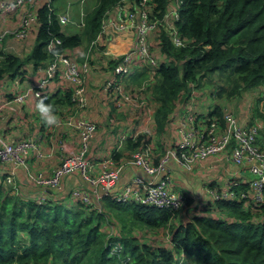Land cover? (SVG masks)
Masks as SVG:
<instances>
[{
  "label": "trees",
  "instance_id": "1",
  "mask_svg": "<svg viewBox=\"0 0 264 264\" xmlns=\"http://www.w3.org/2000/svg\"><path fill=\"white\" fill-rule=\"evenodd\" d=\"M116 1L96 0L84 16L83 27L74 32L59 21L55 7L52 12L46 4L39 7L33 45L25 55L12 50L2 54L0 79L8 76L15 80L27 64L34 69L44 67L53 51L73 54L69 49L83 43L87 47L97 35L103 12ZM174 4L179 12L174 25L185 45L175 46L164 25L150 37L159 61L155 80L147 82L145 91L155 103L157 134L165 131L176 101H185L192 87H204L211 80L218 81L210 85L216 96H232L259 86L264 95V0H157L154 11L161 15ZM53 36L61 42L49 51L47 43ZM76 58L82 60L83 56ZM119 59L111 60L110 69L106 67L109 72ZM147 76L143 68H135L124 84L131 80L140 86ZM50 80L65 81L58 73ZM65 82L62 90L51 96L43 90L36 98L51 101L55 107H74L71 85ZM222 113L215 104L207 115L222 122ZM150 141L144 133L125 139L130 149ZM31 183L42 188L43 201L38 199L41 191H26L18 184L15 192L0 174V264H264V201L207 199L201 202L203 212L197 213L192 211L190 197L172 211L115 200L108 193L100 210L74 197L72 191L70 198L64 199L50 187ZM247 187L248 182L234 186L237 191ZM188 206L187 217L174 221ZM110 211L118 220L111 233L104 230ZM211 212L216 215L208 214ZM160 227L169 229L168 246L152 238V243L141 241L140 237H146L134 232L135 228L156 231ZM116 245L119 249L115 250Z\"/></svg>",
  "mask_w": 264,
  "mask_h": 264
},
{
  "label": "built area",
  "instance_id": "2",
  "mask_svg": "<svg viewBox=\"0 0 264 264\" xmlns=\"http://www.w3.org/2000/svg\"><path fill=\"white\" fill-rule=\"evenodd\" d=\"M51 2V0H0L2 22L18 14L14 24L0 26V57L8 48L17 51L29 34L36 31L39 25V7L46 4L52 12ZM156 6L157 0H117L103 12L97 35L82 53V60H78L75 54L53 51L47 64L39 67L43 71V77L24 92L15 95L14 101L22 102L30 94L40 96L50 79L58 73L71 85L70 98L73 106L84 110L88 105L86 80L93 66L109 68L111 60L119 57L100 86V92L111 97L116 111H124L130 116H136L143 109L146 110V114L151 112L149 109L151 99L145 87L147 82L155 80V67L159 61L153 49L151 35L164 25L169 28L170 38L175 46L185 45L174 25V20L179 15L176 5L161 15L154 11ZM81 15L84 16V13ZM58 18L62 24L72 22L67 12L58 13ZM81 22L83 24V18ZM81 22L79 21V24ZM126 38H129L128 42L125 41ZM10 41L16 45L9 44ZM60 42L59 37L53 36L47 43V49L51 51ZM99 61L101 64H98ZM135 68H143L148 75L147 80L140 86L126 89L125 77ZM196 92L197 88L192 87L188 98L189 105L178 116V140L157 157V160L151 143L136 148L124 163L115 162L112 158L101 162L90 160L87 152L97 124L82 114L75 118L69 116L67 119V123L73 125L78 134L77 150L62 154L59 162L49 171L27 170L28 179L43 188L61 189L63 178L77 172L86 185L71 191L74 197L87 205L97 207L92 197L100 201L104 195L111 193L115 200L154 205L175 211L186 202L188 194L174 187L173 177L167 169V160L174 158L182 166L189 167L198 159L221 153L235 164H248L251 178L248 187L239 191L234 188L237 181H229L225 186L208 187L206 199L238 197L263 202L264 147L257 143L261 124L256 119L251 124H242L231 110L223 109L222 122L215 116H208L204 126H200L191 107ZM32 152L37 157L44 156L38 140L28 137L7 141L0 135V168L3 165L8 166L4 173V182L15 192L19 191L15 169L25 166L27 157ZM125 163L139 167L153 178L147 180L135 174L122 187L113 190ZM45 197L41 194L38 199L43 201ZM113 249L119 248L116 245Z\"/></svg>",
  "mask_w": 264,
  "mask_h": 264
},
{
  "label": "crops",
  "instance_id": "3",
  "mask_svg": "<svg viewBox=\"0 0 264 264\" xmlns=\"http://www.w3.org/2000/svg\"><path fill=\"white\" fill-rule=\"evenodd\" d=\"M17 19L18 14H15L5 22L0 20V26L14 24ZM68 30L71 31L69 28ZM35 36L36 31L29 34L27 39L21 43L22 50L23 47L26 50L31 48ZM125 41L128 42L129 38H126ZM9 44L14 45V42L10 41ZM85 49H87V47L84 46L83 43L69 50L71 53L80 57L82 53L86 51ZM108 73V68H102L101 66L94 67L90 72L86 80L88 105L84 110L70 107V105L55 107L51 101H45V103L54 106L55 114L58 118V123L55 126L45 125L40 118L36 110V103L39 99L33 94L28 95L25 98L27 100L24 103H22L24 100L22 102H17L13 99L15 95L24 92L28 87L35 84L39 78L43 77V71L40 70L39 67L34 69L30 64L25 65L21 75H19V81H17L16 78L13 80V78L8 76L0 79V135L7 141H14L28 137L36 139L39 141L40 147L44 152V156L42 157H37L33 152L30 153L27 157L26 165L15 169L17 182L23 190H34V193L42 190L40 187L33 186L28 180L27 170L49 171L59 162L62 154L68 151L72 152L77 150L78 134L74 126L67 123L69 116L75 118L84 114L96 122L97 129L89 143V149L87 152V157L94 162H101L104 159L112 158L115 162L124 163L129 157V154L135 150L129 148L125 139L129 136H136L140 133H144L151 138L150 142L152 143L153 148L155 147L154 153L156 160L157 157H160L167 148L176 143L179 138L177 119L189 105V99H186L185 101L178 99L171 114L170 122L166 125L165 131L163 132V136L160 137L162 133L157 134L155 130V134L152 136L149 131L153 132L155 125L153 121V110L155 108L154 102H151L150 104L149 109L152 110L151 112H147V114L142 111L140 112V114L145 117V120L149 121V131L138 129L137 126L139 124H137L136 127L131 126L128 128L125 124L127 123L125 120H123L125 122L123 123L118 122L117 119H110L111 116L115 115L113 114L115 108L113 107L111 98L102 94L99 89L107 78ZM63 83L67 84L63 80H50L44 89V93L47 96H51L64 88ZM137 85L139 84L131 80L130 82L128 80L124 84L125 87L128 86L131 88ZM202 88H197V91L200 89L202 91H200L201 94L199 96L197 95L196 99H194L191 106L197 115L200 126H204L205 119L208 117V111L215 104H218L222 109L231 110L242 124H251L256 119L261 124L257 136V143L261 147H264V110L262 108L260 110H253L252 108L255 112L253 113L250 109V104L247 106L250 99L248 100V98L245 97L248 96L249 98H253L256 94V99H263L264 95H261L263 90L262 87L259 86L241 90L239 93H236L237 95H240L239 97L233 95L227 96L225 94L216 96L213 92L212 94L210 93L209 96V94H207L208 92H205ZM103 96H105L106 99H103ZM242 97H244V101H242ZM122 114L125 115L128 113L123 111ZM143 122L144 120H141V124H143ZM120 137L123 140H120ZM166 165L173 177L174 187L179 191L184 190V192L188 194V197L192 199L191 202L194 204V210L192 211L196 210L197 213L201 210V202L207 200L206 189L208 187L225 186L229 181H237L239 184L247 183L251 178L248 164H235L230 158L221 153L198 159L195 162H192L189 167L182 166L174 158H169ZM7 168V165L1 166L0 174H4ZM135 174H139L147 180L153 178L152 175L145 173L139 167L125 163L113 190L122 187ZM85 185L86 184L82 181L79 174L73 172L63 178L61 189H52L53 191L60 192L62 197L67 199L70 198L69 193L72 189L77 187L82 188ZM41 193L42 191L40 194ZM198 197L199 199H197ZM92 198L97 208L100 206L98 209L101 210L103 197L100 201H96L94 197ZM193 204L191 205L193 206ZM188 208L189 206L181 211L174 221L185 219L190 212ZM213 211H215V208ZM163 231L169 232L168 228L160 227L156 231H153L154 234H152V237H161V241L163 242ZM157 240L158 239H155V241Z\"/></svg>",
  "mask_w": 264,
  "mask_h": 264
},
{
  "label": "rangeland",
  "instance_id": "4",
  "mask_svg": "<svg viewBox=\"0 0 264 264\" xmlns=\"http://www.w3.org/2000/svg\"><path fill=\"white\" fill-rule=\"evenodd\" d=\"M95 2H96V0H54L53 7H55V9H56V11L58 13H66L67 12L69 17L73 18V19L71 18L72 22H69L66 25L67 26L66 28L67 29L69 28L71 30V32H73V31L79 30L81 27H83L84 16L86 15V13L89 10H91L93 8ZM113 4L114 3H112V5ZM82 12L84 13V16L81 15ZM70 14H71V16H70ZM82 18H83V24L81 22ZM79 21L81 22L80 24H79ZM14 45H16V43H14ZM7 50L14 51L13 48L6 49V51ZM27 51L28 50L24 49V47H23V51H22L21 47H19L17 49V51L15 50V52H17L20 55H25ZM19 78H20V76L16 77L17 81H19ZM217 82H218L217 80H211L210 82H208V85H206L204 88H202V87L201 88L204 89L205 92H208L207 94H209V96H210V93L212 94V88L211 87H213L214 85H217ZM210 85H212V86L210 87ZM200 91H202V90L200 89L199 91L196 92V95H195L194 99H196L197 95L199 96L201 94ZM233 96H238L239 97L240 95L236 94V95H233ZM103 97H104L103 99H106L105 96H103ZM245 97H247L248 100L250 99V101L247 103V106L250 104L251 111L256 110V109L260 110L261 108L264 110V98L263 99L262 98L256 99V94L254 95L253 98L252 97L249 98L248 96H245ZM243 99H244V97H242V101H244ZM26 100L27 99H24V101L22 103H24ZM151 102H150V104H151ZM252 108H253V110H252ZM253 113H255V112L253 111ZM113 114H115V115L110 117L111 120H116L117 119L118 122H123V123H125L123 121V120H125L127 122L125 124L127 125L128 128H130L131 126L132 127L133 126L136 127V125L139 124L137 126L138 129L145 130V131H149L150 130L149 121H146L145 117L142 114H140V113L136 114V116H131L130 117L128 114L123 115L122 112H119V111L115 110ZM141 120H144L143 124H141ZM111 123H113V122H111ZM149 133H150V135L153 136L155 134L154 133V129H153V132L149 131ZM162 136H163V132H162L160 137H162ZM120 140H123V139L120 137ZM153 149L155 150V147ZM203 208L204 207H200L201 210H203ZM200 211H199V213H200ZM201 212H203V211H201ZM208 214L216 215L215 212H211V213H208ZM117 221L118 220H117V217L115 216L114 211H110V213L108 215V222H107L106 226L104 227V230H106V231H108L110 233L112 231H114L117 228V225H118ZM128 221H130V220H128ZM163 228H166V227H163ZM168 231H169V229H168ZM134 232L138 236H145L146 237V238L140 237L141 241H146V242L148 241V243H152L151 242V238H152L154 240L158 239L156 241L157 243L162 242L161 241V239H162L161 237H158V238L152 237V234H154V232L150 231V230H147L145 228L144 229L135 228ZM162 243H163V245H166V246H168L170 244V233L169 232L163 231V242Z\"/></svg>",
  "mask_w": 264,
  "mask_h": 264
},
{
  "label": "clouds",
  "instance_id": "5",
  "mask_svg": "<svg viewBox=\"0 0 264 264\" xmlns=\"http://www.w3.org/2000/svg\"><path fill=\"white\" fill-rule=\"evenodd\" d=\"M36 110L47 126H55L58 123V118L55 114L54 106L45 103L44 98H40L36 103Z\"/></svg>",
  "mask_w": 264,
  "mask_h": 264
}]
</instances>
